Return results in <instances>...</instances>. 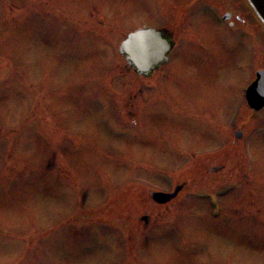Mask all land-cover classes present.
<instances>
[{
  "label": "rangeland",
  "instance_id": "obj_1",
  "mask_svg": "<svg viewBox=\"0 0 264 264\" xmlns=\"http://www.w3.org/2000/svg\"><path fill=\"white\" fill-rule=\"evenodd\" d=\"M201 7L188 0H0V136L21 129L14 146L13 135L0 142V264H264V121L241 150L246 171L228 160L221 175H201L189 188L200 194L220 184L217 219L207 214V198L184 194L170 213L176 230L155 223L165 212L155 213L152 203L126 199L135 188L171 191L165 173H182L191 156L212 151L220 142L215 130L230 134L254 61L264 66L261 34L244 39L238 30L227 44L215 12ZM177 10L184 11L177 46L151 81L138 80L106 48L83 44L77 26L74 43L65 44L69 24L59 17L94 23L92 37L118 47L132 30L168 27ZM29 88L40 98L34 119L21 125ZM233 182L240 192L227 193ZM109 186L114 193L101 200ZM143 215L148 225L136 222ZM99 226L126 246L96 233ZM183 237L193 249L183 251ZM28 242L27 258L17 263Z\"/></svg>",
  "mask_w": 264,
  "mask_h": 264
},
{
  "label": "water",
  "instance_id": "obj_2",
  "mask_svg": "<svg viewBox=\"0 0 264 264\" xmlns=\"http://www.w3.org/2000/svg\"><path fill=\"white\" fill-rule=\"evenodd\" d=\"M250 2L260 13L262 21L264 22V10L261 3L257 0H250ZM144 41H151L149 48H145L147 53L143 49H140ZM152 43L156 44V46H152ZM161 48L162 54L168 51V47L166 43L161 40L160 35L152 30H148L131 35L129 39L122 44L121 52L126 57L128 63L131 64L138 73L145 74L163 61V56H160V53L158 55V49L161 51ZM261 103L262 102L251 101V106L255 107L256 105L257 109ZM179 190L180 188H176L174 193L170 195L155 193L152 195V199L158 204H164L173 199Z\"/></svg>",
  "mask_w": 264,
  "mask_h": 264
},
{
  "label": "flooded vegetation",
  "instance_id": "obj_3",
  "mask_svg": "<svg viewBox=\"0 0 264 264\" xmlns=\"http://www.w3.org/2000/svg\"><path fill=\"white\" fill-rule=\"evenodd\" d=\"M235 19L237 20V21H241V19L240 18H238V17H235ZM243 21V20H242ZM244 22V21H243ZM230 26H232V25H230Z\"/></svg>",
  "mask_w": 264,
  "mask_h": 264
}]
</instances>
